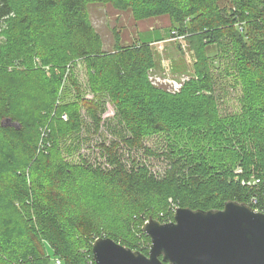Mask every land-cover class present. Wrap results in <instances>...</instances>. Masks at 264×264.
Returning a JSON list of instances; mask_svg holds the SVG:
<instances>
[{
  "label": "trees",
  "instance_id": "trees-1",
  "mask_svg": "<svg viewBox=\"0 0 264 264\" xmlns=\"http://www.w3.org/2000/svg\"><path fill=\"white\" fill-rule=\"evenodd\" d=\"M94 4L170 24L130 43L115 26L108 44ZM173 31L195 59L189 71L179 45L171 73L191 78L177 94L149 79L160 66L150 43ZM79 62L93 99L78 84ZM222 77L241 85L238 112L221 113ZM159 134L162 153L145 144ZM89 137L93 158L69 161ZM140 150L164 157V171L127 159ZM231 200L264 212V0H0V264H94L103 236L148 254L146 219Z\"/></svg>",
  "mask_w": 264,
  "mask_h": 264
},
{
  "label": "water",
  "instance_id": "water-1",
  "mask_svg": "<svg viewBox=\"0 0 264 264\" xmlns=\"http://www.w3.org/2000/svg\"><path fill=\"white\" fill-rule=\"evenodd\" d=\"M142 229L151 239L148 254L103 236L92 246L95 264H264V212L246 203L179 207L173 220L150 217Z\"/></svg>",
  "mask_w": 264,
  "mask_h": 264
},
{
  "label": "rangeland",
  "instance_id": "rangeland-1",
  "mask_svg": "<svg viewBox=\"0 0 264 264\" xmlns=\"http://www.w3.org/2000/svg\"><path fill=\"white\" fill-rule=\"evenodd\" d=\"M89 12H90L91 20L93 21L94 25L101 31L104 37V41L106 39L108 44L112 43V40H113L112 28L115 26L119 28L121 32H123V35L125 38L124 42L130 43L136 37L138 31H143V30L153 28V27H164V26L167 27L170 24V21L167 17L166 18L163 17V18L156 19V20L149 19V20L137 22L134 20L131 11H128V10L123 11V12L117 11L113 9L110 5H95V4L90 5ZM156 41H159V40H156ZM105 45H106V42H105ZM179 45L180 44L177 41H172L170 43H166L162 47V49L154 47L156 57L158 58L157 61L160 63V66L158 67L159 70L161 71L163 70L165 60H169V62H171V67H172L173 58L177 56L181 51L179 49ZM184 57L185 59H187L186 65L188 66L189 71H193L192 64H190L186 54L184 55ZM35 62L37 66L39 67L43 66L40 61H35ZM45 66L49 67L47 65ZM74 70L76 72V78H77L78 84H80L82 87L81 90L83 93V97L85 99L86 98L93 99V97H95V94H94V91L90 89V87H88L90 74L86 70L84 63L79 62L75 66ZM66 77L67 76H65V81H64L65 84L67 83ZM220 81L222 82L223 88L226 89L224 92H222L224 97H223V100L220 101L221 113L223 115H226V114H232V113L240 111L241 109L240 98L242 95L241 85L240 84L235 85L234 79L231 77L230 78L222 77ZM67 86H64V87H67ZM156 86L158 87L160 85H156ZM70 89H73V88H70ZM72 95H73V91H72ZM104 99L107 100V104H106L107 109H106L104 116H107V118H113L114 117L113 114L115 113L114 106L112 105L108 97ZM89 138H92V137H89ZM95 139L96 138L93 137L91 140L85 141L83 145L81 146L80 151H77L73 154L72 153L67 154L68 160L72 162L79 161L80 152L82 154L84 153L85 155H89V157L92 159L93 153H92L91 148H89V146L92 144V142ZM72 141L75 142L74 140L68 139L66 140L65 143L67 145H71ZM145 144L146 146L156 150L157 152L162 153L166 150L167 138L165 135H161V134L154 135V136L146 138ZM125 153L128 154V151L125 150ZM133 158H136L142 162H146L147 164L151 166L153 171L157 173H162L164 169L166 168V164H167L164 157L149 156L144 152V150L131 151L127 159L131 160ZM153 218L157 219V217H153ZM56 263L60 264L61 262H58L56 260Z\"/></svg>",
  "mask_w": 264,
  "mask_h": 264
},
{
  "label": "built area",
  "instance_id": "built-area-1",
  "mask_svg": "<svg viewBox=\"0 0 264 264\" xmlns=\"http://www.w3.org/2000/svg\"><path fill=\"white\" fill-rule=\"evenodd\" d=\"M172 41H177L181 45L182 49L185 51V54H186L190 64H193L195 59L192 56V52H190L187 49V41L185 39V35L178 34L176 31H173L172 36H169V37H166L162 40L151 43V46L162 49V47L166 43H170ZM190 78H191V75L188 74L187 72L182 73V74H176V75L172 74L171 73V62H169V60L164 61V66H163L162 71L159 69H156L154 67L149 70V79H150L151 83L155 86L160 85L158 87L165 88L168 92H170L172 94L179 93L181 88L185 84V82L190 80ZM63 118L66 119L67 115L64 114ZM236 171L238 173L242 172L241 169H237ZM257 182H259V179L256 176H253L251 180H245V179L242 180L243 185H253ZM176 210H177V208H174L173 213H175ZM148 220L149 219H146L145 222H147ZM169 221H171V220H169ZM164 222H166V221H164ZM150 244H151V241H150ZM150 244H149L148 249H150ZM56 260L58 262H61L60 259H56ZM93 261H94V259H93ZM94 264H95V262H94Z\"/></svg>",
  "mask_w": 264,
  "mask_h": 264
}]
</instances>
